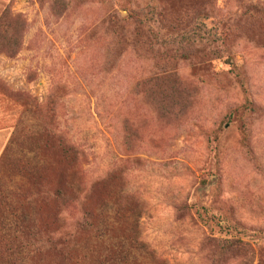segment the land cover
<instances>
[{
    "label": "rangeland",
    "instance_id": "rangeland-1",
    "mask_svg": "<svg viewBox=\"0 0 264 264\" xmlns=\"http://www.w3.org/2000/svg\"><path fill=\"white\" fill-rule=\"evenodd\" d=\"M66 4L0 0V264H264V0Z\"/></svg>",
    "mask_w": 264,
    "mask_h": 264
},
{
    "label": "trees",
    "instance_id": "trees-1",
    "mask_svg": "<svg viewBox=\"0 0 264 264\" xmlns=\"http://www.w3.org/2000/svg\"><path fill=\"white\" fill-rule=\"evenodd\" d=\"M67 0H54V5L56 10L59 12L67 9V4H66ZM155 11V12H154ZM262 13H264V7L261 8ZM149 14L151 15L150 19H148L149 22H152L153 17H156V9L152 8L149 12ZM15 36H18L17 32L12 33ZM7 40V44L5 45L4 43L1 44V48H4V51L10 55L13 56L16 52H17V40L15 38L9 37L6 39ZM171 75L169 72H167L166 70H163V68H156V73L151 76L150 80L152 82H159L160 80H166L167 78H169ZM163 89H161L159 87V85L156 87L152 88L153 93L157 92L158 95L163 96L164 95V91H162ZM179 90V89H178ZM162 91V92H160ZM170 92H174L177 93V87H176V83H172V88L170 89ZM32 235L34 238V233H33V229H32ZM7 264H12L11 259L9 258V261L7 262Z\"/></svg>",
    "mask_w": 264,
    "mask_h": 264
}]
</instances>
